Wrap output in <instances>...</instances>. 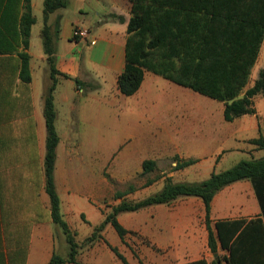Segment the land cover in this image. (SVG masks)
Here are the masks:
<instances>
[{
  "label": "crops",
  "instance_id": "0c3cea01",
  "mask_svg": "<svg viewBox=\"0 0 264 264\" xmlns=\"http://www.w3.org/2000/svg\"><path fill=\"white\" fill-rule=\"evenodd\" d=\"M45 1L31 0L35 22L29 47L25 48V0H0V264H50L55 253L67 258L70 251L62 227L52 216L47 191L46 99L54 82L52 64L57 70L53 101L60 138L54 183L62 216L76 234L81 221L92 225V234L121 203L118 198V202L109 200L106 206V199L116 194L106 168L111 169L116 184L129 182L136 187L132 194H138L157 183L145 178L150 172L143 173V163L149 159L157 163L172 160L176 167L179 160L185 159H195L193 164L202 165L212 160L219 164L239 153L264 156V149L250 142L264 132V104L259 108L256 103L260 94L254 97L256 114L227 121L223 101L220 104L151 70H145L135 94L127 96L120 91L117 79L126 65L129 0H67L66 7L50 13L47 19ZM77 27L88 28L89 35L77 40ZM85 40L95 41L96 45L100 42V56L94 59L96 74L90 72L89 57L75 51L74 42ZM46 41L50 42L51 54ZM261 51L264 53V42L246 89L259 76ZM22 52L30 56L28 82L21 76ZM94 75L101 79L97 84L92 83ZM92 88L107 94L90 111L85 97ZM109 94L115 141L106 157L103 145L90 150L86 138L90 120L104 128L105 96ZM103 132L97 131L96 136L104 138ZM182 172L185 168H175L164 178L186 182L177 181L183 180L176 178ZM182 198L188 205L178 203ZM122 213H127L125 220ZM206 215V204L194 196L121 212L118 219L129 232L123 239L111 223L106 224L102 237L91 243L98 252L96 264H124L111 246L117 247L130 264H141L143 254L139 255L135 244L128 243L127 236L133 233L140 236L137 242L142 253L148 254L150 264H186L203 258L211 263L217 254L209 247ZM210 215L215 232L218 220L262 217L252 182L244 179L220 190L211 202ZM195 218L196 228L186 226V219L191 223ZM80 250L76 263L64 264H88ZM219 254L229 252L219 244Z\"/></svg>",
  "mask_w": 264,
  "mask_h": 264
},
{
  "label": "trees",
  "instance_id": "16d2710c",
  "mask_svg": "<svg viewBox=\"0 0 264 264\" xmlns=\"http://www.w3.org/2000/svg\"><path fill=\"white\" fill-rule=\"evenodd\" d=\"M131 17L128 22L126 65L118 76L120 91L127 96L135 94L142 85L145 70H151L165 78L225 103L227 121L245 114H256L254 97L264 96V67L252 87L247 88L252 71L258 61L264 42V0H129ZM67 0H46V19L50 13L64 8ZM22 17L24 47L30 44V34L35 18L31 0H25ZM122 19V18H121ZM47 35V30H46ZM79 40V37L76 38ZM51 54L50 42L46 41ZM21 76L31 81L30 56L21 53ZM50 61L53 59L50 56ZM179 63V64H178ZM55 66L52 64L54 82L46 99L48 125V151L46 156L47 191L52 202V216L66 236L70 251L67 258L55 253L50 264L77 262L80 243L76 232L64 220L60 197L54 183L56 148L60 142L55 126L56 111L53 91L56 87ZM257 149H264V132L250 139ZM197 160H179L176 169L185 168ZM157 162L144 161L143 173L153 171ZM248 179L254 185L262 217L251 220H218L213 229L211 202L226 186ZM131 188L130 191H133ZM129 192L116 194L117 198ZM194 196L206 204V225L209 231V247L217 254L209 263L203 258L186 264H264V156L242 159L234 166L217 172L199 183L174 182L167 177L164 188L144 199L122 201L113 207L106 219L96 226L85 239L90 243L102 237L106 224L111 223L124 239L129 232L119 221L118 215L136 211L154 204H170L181 197ZM85 219V217H84ZM219 244L228 255L219 254ZM117 256L130 264L117 247L111 246Z\"/></svg>",
  "mask_w": 264,
  "mask_h": 264
},
{
  "label": "rangeland",
  "instance_id": "374dc122",
  "mask_svg": "<svg viewBox=\"0 0 264 264\" xmlns=\"http://www.w3.org/2000/svg\"><path fill=\"white\" fill-rule=\"evenodd\" d=\"M130 15H131V11H130ZM75 17V16H73ZM112 18H115V15L111 16ZM95 29V28H94ZM98 32V30H97ZM98 37H100V35H98ZM78 38V37H76ZM74 44H77L75 47V51L82 53L84 56L86 54L87 57H89V67H90V72L94 73L93 69H95L97 66L96 62H95V58L97 56H100V42L96 45V42L94 41H81L80 43H76L74 42ZM262 53V59L259 60L258 63V68L261 70L264 67V53L261 51ZM93 62V63H92ZM179 64V63H178ZM259 70V71H260ZM95 79V81H93V84H97V81H100L101 79L98 78L96 75L93 76ZM111 76H109L110 78ZM250 84V83H249ZM104 93L107 94V91L104 92L100 89H95L92 88V91L89 90V95L86 96L85 98H87V103L90 107V111L96 109V105H97V100L100 99L101 97H103ZM105 94V95H106ZM105 100L107 101L105 103L104 106V110H105V116H104V124H103V129L101 127V123H96L94 120H90L89 124H88V136L86 138V142H87V147L91 150L93 148H96L98 146L103 145V148H105V153H106V157L108 156V152L110 151L111 147L113 146V142L115 141L113 139V130H112V114H111V106L109 101L111 100L110 94L105 96ZM218 103H220V101H217ZM257 106L260 108L262 104H264V96L262 94H260L257 98ZM221 104V103H220ZM96 118V117H95ZM97 131H104L103 135L104 138H101V136L97 137L96 136V132ZM257 155L256 154H241L239 153V155H230L229 157H227L225 160L221 161L219 164H214L213 160L212 161H207L202 165H198V164H191L190 166L185 167V173H177L178 175H176L177 179H183V180H177V181H186V182H190V183H199L202 182L203 180L207 179L210 175V173L212 171H223L224 169H228L232 166H234L238 161L242 160V159H254L256 158ZM214 165V166H213ZM175 166L172 165V160H167L166 162L160 161L157 163L156 168L150 172V174H148L145 178H153V180L157 183H155L153 186L148 187L147 189L140 191L138 194H132L134 193V191L136 190V187L131 186V183L127 182L125 184H121L118 185L114 182V180L111 178L110 173L112 172L111 169L108 171L106 168V176L110 179L111 183H114V188L116 190V194L120 193V192H129L126 193L123 197L120 198V202L122 201H129V202H135L138 200H134L132 199V196L134 198H144V197H148L150 195L156 194L158 192H160L166 183V179L167 177L164 178V176H166L168 173L172 172L175 170ZM180 172V171H179ZM134 184V182H132ZM131 188H134L133 191H130ZM116 194L114 197H111L110 199H106V206H108L109 204V200L110 201H119L118 198L116 197ZM180 205H188L187 199L186 198H182L179 200L178 202ZM91 215V219L95 220V216H93L91 214V212H88ZM127 213H122L121 217L122 220H125ZM186 226H191L190 228H196V218L193 219V221L190 223L187 219H186ZM78 234L76 236V240L80 243L81 245V258L83 260L89 261L88 264H96L97 262V251L96 248L93 247V245H91L90 241H85L86 237L89 236L92 232V225L87 224L84 221L78 222ZM189 229V228H187ZM127 238L130 239V242L128 243H132L136 245V249L139 252V255H142V262L141 264H150V259L148 257V254H146L144 251L142 253V250L140 248V244H138L137 242V238H140V236L138 235V233H133L132 235H128ZM143 239V238H141ZM97 241V240H96ZM95 241V242H96ZM143 243L145 244V242L143 241ZM141 243V244H143ZM62 253V252H61ZM66 253L63 252V255H65ZM127 256L129 257V254H127ZM131 258V257H130Z\"/></svg>",
  "mask_w": 264,
  "mask_h": 264
},
{
  "label": "built area",
  "instance_id": "2783aa9c",
  "mask_svg": "<svg viewBox=\"0 0 264 264\" xmlns=\"http://www.w3.org/2000/svg\"><path fill=\"white\" fill-rule=\"evenodd\" d=\"M89 35V29L84 27H77L74 30V37L86 38Z\"/></svg>",
  "mask_w": 264,
  "mask_h": 264
}]
</instances>
